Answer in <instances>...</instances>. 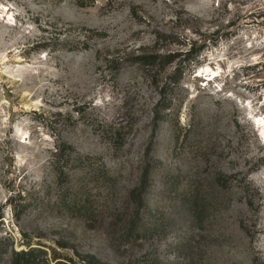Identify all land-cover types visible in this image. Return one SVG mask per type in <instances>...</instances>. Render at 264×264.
<instances>
[{
	"label": "rangeland",
	"instance_id": "obj_1",
	"mask_svg": "<svg viewBox=\"0 0 264 264\" xmlns=\"http://www.w3.org/2000/svg\"><path fill=\"white\" fill-rule=\"evenodd\" d=\"M33 248L264 264V0H0V264Z\"/></svg>",
	"mask_w": 264,
	"mask_h": 264
},
{
	"label": "trees",
	"instance_id": "obj_2",
	"mask_svg": "<svg viewBox=\"0 0 264 264\" xmlns=\"http://www.w3.org/2000/svg\"><path fill=\"white\" fill-rule=\"evenodd\" d=\"M193 46H191L190 50L186 53L187 56H190L193 53ZM172 57V56H169ZM162 57L158 56V55H148V54H142L141 56H138V58L136 59V61L140 62L141 64L145 65V66H151L156 64L157 61H161ZM66 150H72L75 153V150H73L72 148H70L69 146L67 148H65V146L63 147H59L56 151H55V157L57 158V163H56V168H55V172L58 175L59 181H62V179H66L69 180L70 179V174L68 173V171H65L66 166H60L61 164V159L63 158H68L70 159L72 156L71 155H65V153H67ZM88 157L83 158L81 155L78 154V158L76 160L77 165L75 166H79V167H83L84 169L87 170H97L94 168V164L89 160ZM103 172V171H102ZM106 174V173H105ZM146 183V182H145ZM138 208L141 209V207L143 206V201L141 199V196H138ZM139 213V210H138ZM135 229V228H134ZM138 228H136L137 230ZM41 252L39 249H30L28 251H22L20 253H15V264H36L35 263V259H36V255ZM60 258H53V261L55 262V264H65L63 262H57ZM70 262H72L70 260Z\"/></svg>",
	"mask_w": 264,
	"mask_h": 264
}]
</instances>
